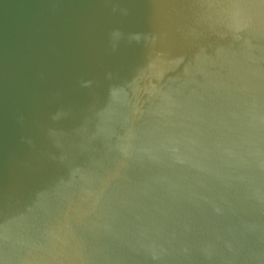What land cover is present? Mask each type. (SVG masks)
<instances>
[{
  "label": "water",
  "instance_id": "1",
  "mask_svg": "<svg viewBox=\"0 0 264 264\" xmlns=\"http://www.w3.org/2000/svg\"><path fill=\"white\" fill-rule=\"evenodd\" d=\"M0 264H264V0H0Z\"/></svg>",
  "mask_w": 264,
  "mask_h": 264
}]
</instances>
